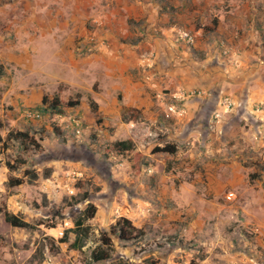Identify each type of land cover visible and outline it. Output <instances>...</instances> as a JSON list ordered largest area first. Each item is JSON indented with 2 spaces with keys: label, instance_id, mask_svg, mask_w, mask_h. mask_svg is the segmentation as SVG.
I'll list each match as a JSON object with an SVG mask.
<instances>
[{
  "label": "crops",
  "instance_id": "crops-1",
  "mask_svg": "<svg viewBox=\"0 0 264 264\" xmlns=\"http://www.w3.org/2000/svg\"><path fill=\"white\" fill-rule=\"evenodd\" d=\"M182 32L195 36L192 46ZM263 45L264 0H0V85L11 81L5 96L15 99L9 102L41 104L44 93L62 84L78 89L87 81H116L117 121L127 131L117 141L135 146L117 154L118 166L129 164L131 171L130 159L138 158L144 162L138 177H147L154 145L164 139L175 146L174 155L156 164L164 170L174 156L188 162L170 179L183 178L175 195H190L195 231L210 247L208 260L219 264L240 260L231 240L243 228L252 225L249 230L264 237V81L257 75L264 66L251 64ZM199 56H206L202 64ZM240 74L243 80L235 81ZM230 85L235 98L224 90ZM190 90L206 94L183 103L174 98ZM173 104L184 114L170 113ZM125 113L135 118L125 123ZM259 246L263 240L250 243ZM241 257L245 264L253 259Z\"/></svg>",
  "mask_w": 264,
  "mask_h": 264
},
{
  "label": "rangeland",
  "instance_id": "rangeland-1",
  "mask_svg": "<svg viewBox=\"0 0 264 264\" xmlns=\"http://www.w3.org/2000/svg\"><path fill=\"white\" fill-rule=\"evenodd\" d=\"M197 60L202 64L206 56ZM254 63L264 66V48L251 64ZM198 67L201 65L195 66L193 72ZM242 75H234V80H243L239 77ZM257 75L264 81V69ZM9 83L10 80L0 85V102L7 100L0 115V264H219L208 260L210 247L195 231L190 195L185 191L175 195L183 178L175 182L170 179L178 165H183L181 170L185 171L188 162H177L174 156L167 160L164 170L158 169L156 159L169 158L156 152L167 146L161 139L164 144L152 148L154 168L146 171L147 177H138L143 172L140 165L144 164L138 158L130 159L134 161L131 171L129 164L118 166L122 160L113 144L127 138V131L119 129L117 121L116 81H87L85 88L78 89L62 84L44 93L41 104L31 105L20 100L18 104L9 102L15 99L13 95L5 96ZM224 90L233 98L238 92L234 85ZM97 94L105 102L96 101ZM238 96L244 95L239 92ZM46 98L72 105L64 114L54 115L43 106ZM27 109L40 112L42 119L26 120ZM10 132H29L35 142L10 139ZM8 164L14 169H9ZM259 173L253 175L254 179ZM155 177L156 182L152 181ZM11 178L20 180L21 185L10 188ZM90 205L96 213L85 220ZM5 212L19 216L31 228L12 227L5 221ZM123 218L144 235L126 240L111 238V245L103 244L104 236L110 235ZM79 221L85 244L77 249L73 230ZM250 227H246L247 232L241 227L242 236L234 235L231 248L253 257L249 264H264V247H250L251 242L264 241V237H258ZM230 231L233 233V227ZM217 251L223 252L220 248ZM104 252V260H94V253ZM242 255L239 264H245Z\"/></svg>",
  "mask_w": 264,
  "mask_h": 264
},
{
  "label": "trees",
  "instance_id": "trees-1",
  "mask_svg": "<svg viewBox=\"0 0 264 264\" xmlns=\"http://www.w3.org/2000/svg\"><path fill=\"white\" fill-rule=\"evenodd\" d=\"M5 75V71H4V67L0 65V78L3 77ZM67 105H64L62 103H60L58 100H54V101H49L47 98L45 100H43V106L45 107L46 111L51 112V114L54 115H58V114H64V110L67 107H70L72 105V103H66ZM210 108L211 106H208L207 109V113H210ZM95 111H97V108L95 109ZM132 114H124L123 115V121L125 123L129 122V117H131ZM133 117L135 115H132ZM135 118V117H134ZM57 132H59L57 130ZM9 138L10 139H15V140H21L22 142H35V140H33V138L31 137L29 132H10L9 133ZM32 139V140H31ZM1 142V140H0ZM135 149L134 143L132 141L126 140V141H117L113 144V150L119 154V155H125L128 152H131ZM156 152L158 153H166L169 155H174L177 150L175 146L172 145H167L162 149H157ZM9 169L13 170V166H11L10 164H8ZM34 179L37 178L36 175L33 176ZM21 181L11 178L8 181V186L10 188L12 187H16L18 185H21ZM96 213V209L93 207V205H90L89 208L85 211V220L93 218L94 215ZM5 221L10 224L12 227H17V228H31L30 224L26 223L23 219H21L19 216L14 215L12 213L9 212H5L4 215ZM82 221L77 222L76 226L77 228L73 230V232L76 233V241L74 246L77 249H80L84 246L85 244V238H82L84 236V233H82V231L80 232V227H82ZM68 235V234H67ZM134 235H144V232L141 230L136 229L133 224L131 223V221L127 220V219H122L120 220L116 227L113 228L112 232L110 235H105L103 238V244L105 245H111L112 239L111 238H116L118 237L121 240H126L129 239L131 237H133ZM93 258L95 261H101L105 259V252L104 253H94L93 254Z\"/></svg>",
  "mask_w": 264,
  "mask_h": 264
},
{
  "label": "built area",
  "instance_id": "built-area-1",
  "mask_svg": "<svg viewBox=\"0 0 264 264\" xmlns=\"http://www.w3.org/2000/svg\"><path fill=\"white\" fill-rule=\"evenodd\" d=\"M181 38L189 45L192 46L195 42V36L188 33V32H182L181 33ZM95 36H91V41L94 42L95 41ZM206 93L204 91H196V90H190V91H185L182 92V94L180 96H175V99L181 100V102L183 103L186 99L189 98H193V97H202L204 96ZM225 105L227 106L228 110L232 107V103L230 102L229 99H227L225 101ZM168 111L170 113H180V114H184V107L183 108H178L175 104L169 106ZM24 118L28 121H40L42 119V114L36 110H31V109H27L24 112ZM234 198V194L233 193H229L226 197V199L228 201H231Z\"/></svg>",
  "mask_w": 264,
  "mask_h": 264
}]
</instances>
